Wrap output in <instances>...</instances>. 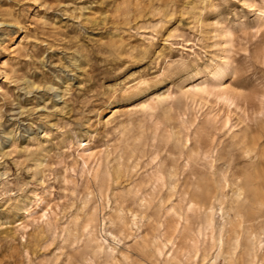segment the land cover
<instances>
[{
    "label": "rangeland",
    "instance_id": "1",
    "mask_svg": "<svg viewBox=\"0 0 264 264\" xmlns=\"http://www.w3.org/2000/svg\"><path fill=\"white\" fill-rule=\"evenodd\" d=\"M0 264H264V0H0Z\"/></svg>",
    "mask_w": 264,
    "mask_h": 264
},
{
    "label": "bare ground",
    "instance_id": "2",
    "mask_svg": "<svg viewBox=\"0 0 264 264\" xmlns=\"http://www.w3.org/2000/svg\"><path fill=\"white\" fill-rule=\"evenodd\" d=\"M221 91V90H220ZM221 92H223V91H221ZM194 92H192V93H190V91H188V94H192V95H194L193 94ZM227 94V93H226ZM222 95H224V94H222ZM191 96V95H190ZM226 96V95H225ZM121 110H123V109H114L112 112H117V111H121ZM125 110V109H124ZM127 110V109H126ZM111 112V111H110ZM111 115V114H110ZM81 142H83V141H81ZM82 145V144H81ZM84 145H85V143H84ZM93 150L90 148V147H83V148H81V150H79V153H78V155H79V157H80V159L82 160V162H83V164L86 166V164H87V161H89L92 157H94L93 156ZM96 154V153H95ZM40 165V164H39ZM42 210V209H41ZM26 211V210H25ZM46 216V214L45 213H41L40 214V216H39V218H42V217H45Z\"/></svg>",
    "mask_w": 264,
    "mask_h": 264
}]
</instances>
